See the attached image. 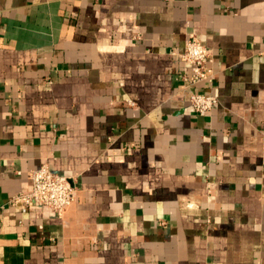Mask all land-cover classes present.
Segmentation results:
<instances>
[{"label": "crops", "instance_id": "crops-1", "mask_svg": "<svg viewBox=\"0 0 264 264\" xmlns=\"http://www.w3.org/2000/svg\"><path fill=\"white\" fill-rule=\"evenodd\" d=\"M44 163L63 217L8 205ZM0 264H264V0H0Z\"/></svg>", "mask_w": 264, "mask_h": 264}, {"label": "built area", "instance_id": "built-area-1", "mask_svg": "<svg viewBox=\"0 0 264 264\" xmlns=\"http://www.w3.org/2000/svg\"><path fill=\"white\" fill-rule=\"evenodd\" d=\"M181 62L186 70V87H196L205 82H212L215 70L212 67L213 57L209 48L194 34L190 35L185 48L180 53ZM218 102L214 94L194 91L190 95V105L196 114H209ZM134 105V101L130 100ZM71 177L54 172L47 163L31 172L32 190L28 193L15 194L8 202L9 206L21 208L27 212L35 203L52 209L63 217L66 209L76 198V189Z\"/></svg>", "mask_w": 264, "mask_h": 264}]
</instances>
